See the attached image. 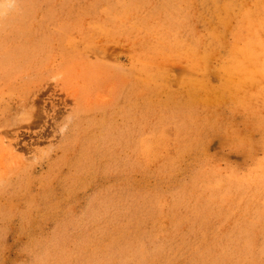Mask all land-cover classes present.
I'll return each instance as SVG.
<instances>
[{
    "label": "rangeland",
    "instance_id": "obj_1",
    "mask_svg": "<svg viewBox=\"0 0 264 264\" xmlns=\"http://www.w3.org/2000/svg\"><path fill=\"white\" fill-rule=\"evenodd\" d=\"M0 264H264V0H0Z\"/></svg>",
    "mask_w": 264,
    "mask_h": 264
},
{
    "label": "clouds",
    "instance_id": "obj_2",
    "mask_svg": "<svg viewBox=\"0 0 264 264\" xmlns=\"http://www.w3.org/2000/svg\"><path fill=\"white\" fill-rule=\"evenodd\" d=\"M15 0H8L9 9L11 10L12 6L14 5Z\"/></svg>",
    "mask_w": 264,
    "mask_h": 264
}]
</instances>
